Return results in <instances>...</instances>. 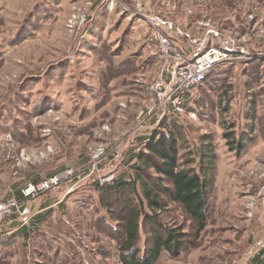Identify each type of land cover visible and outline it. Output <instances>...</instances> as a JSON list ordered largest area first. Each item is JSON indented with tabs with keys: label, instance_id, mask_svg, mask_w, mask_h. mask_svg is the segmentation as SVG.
Masks as SVG:
<instances>
[{
	"label": "rangeland",
	"instance_id": "1",
	"mask_svg": "<svg viewBox=\"0 0 264 264\" xmlns=\"http://www.w3.org/2000/svg\"><path fill=\"white\" fill-rule=\"evenodd\" d=\"M156 31L188 59L230 52L179 111L163 113L150 89L163 68ZM160 132L177 139L184 168L198 170L202 143L212 144L197 236L170 182L138 158ZM229 132L244 140L240 154ZM55 174L53 188L24 194ZM12 199L0 264H127L122 256L141 259L152 234L179 227L178 254L163 250L154 264H264V0H0V202Z\"/></svg>",
	"mask_w": 264,
	"mask_h": 264
},
{
	"label": "trees",
	"instance_id": "2",
	"mask_svg": "<svg viewBox=\"0 0 264 264\" xmlns=\"http://www.w3.org/2000/svg\"><path fill=\"white\" fill-rule=\"evenodd\" d=\"M233 133H225L227 144L231 151L240 154L245 148L244 140H235ZM178 142L172 133H156L149 137L145 142V148L138 156L147 168H152L158 175L166 178L170 184V198L184 207L188 215L197 223L195 231L196 236L205 227V212L208 207V196L213 187V178L205 177V168L212 169L215 154L212 144L208 141L202 143L200 155L198 158V170L194 168H184L179 165ZM33 182H38L37 180ZM123 182L113 181L110 186L120 191ZM143 198L148 205H160V201L152 196L146 183H141ZM127 217L125 244L129 251L128 256L137 250L132 249L138 233V215L133 210ZM146 219L151 218L149 216ZM175 229H164V234H152V243L141 259H135L133 256L130 261L127 256H122L124 263L127 264H154L163 250L177 255L182 245V233ZM128 243V245H127ZM131 250V251H130Z\"/></svg>",
	"mask_w": 264,
	"mask_h": 264
},
{
	"label": "built area",
	"instance_id": "3",
	"mask_svg": "<svg viewBox=\"0 0 264 264\" xmlns=\"http://www.w3.org/2000/svg\"><path fill=\"white\" fill-rule=\"evenodd\" d=\"M151 38L163 60V68L150 89L157 107L163 113L167 109L181 110L188 91L202 82L214 65L230 59L229 51L215 47L207 49L195 59H188L169 35L156 31ZM61 178V174L50 175L43 181L27 185L23 192L29 195L47 191L60 183ZM15 208H18V203L13 199L0 202V222L10 216Z\"/></svg>",
	"mask_w": 264,
	"mask_h": 264
}]
</instances>
